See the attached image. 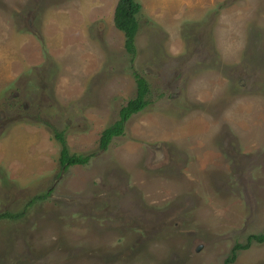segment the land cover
<instances>
[{
	"label": "rangeland",
	"instance_id": "rangeland-1",
	"mask_svg": "<svg viewBox=\"0 0 264 264\" xmlns=\"http://www.w3.org/2000/svg\"><path fill=\"white\" fill-rule=\"evenodd\" d=\"M118 1L0 0V264H225L264 233V0H136L134 56Z\"/></svg>",
	"mask_w": 264,
	"mask_h": 264
},
{
	"label": "trees",
	"instance_id": "trees-1",
	"mask_svg": "<svg viewBox=\"0 0 264 264\" xmlns=\"http://www.w3.org/2000/svg\"><path fill=\"white\" fill-rule=\"evenodd\" d=\"M141 10V4L136 0H119L115 9V24L118 30L122 31L125 35V48L134 56L136 52L135 37L139 30L138 14ZM138 91L135 98L128 100L127 104L122 107L120 111V119L116 121L111 127L105 129L101 138V147L106 148L114 136L121 135L123 133V126L132 114L137 113L144 109L150 100L147 99L149 94V83L144 77L137 75ZM57 138L63 144L61 152V164L64 168L77 164H86L89 160V156H83L80 154H69L67 145L65 143L64 133L59 131L56 133ZM48 195L42 193L34 196L32 203L35 200H41ZM25 212L10 213L4 212L0 214V218H19L24 215ZM264 242V233L249 235L248 241L245 245L236 244L233 248L232 256L229 257L225 264H232L235 260V252L241 247H247L252 241Z\"/></svg>",
	"mask_w": 264,
	"mask_h": 264
}]
</instances>
